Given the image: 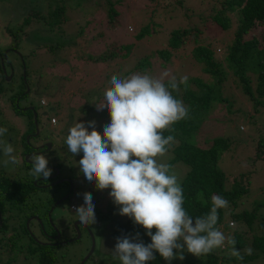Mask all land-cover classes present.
<instances>
[{
  "label": "rangeland",
  "instance_id": "374dc122",
  "mask_svg": "<svg viewBox=\"0 0 264 264\" xmlns=\"http://www.w3.org/2000/svg\"><path fill=\"white\" fill-rule=\"evenodd\" d=\"M58 1L0 0V61L1 58H6L17 67L14 76L7 73L0 78V127L8 129L2 139L14 146L15 154L20 159L19 164H9L8 167L0 164V178L10 183H19L25 177L30 178L31 175L26 168H31L28 167L31 157L43 154L49 161L48 165L54 164L59 168L60 176H71L76 182L80 178L84 180L83 183H86L89 189L87 193H91L93 197L97 218L103 212H108L110 205L114 202L109 195L110 189L97 190L94 183L89 184L82 174L78 175V161L83 157V153L74 156L68 151L65 140L68 129L77 120L75 118L80 113L79 110L84 107L89 108V105L93 103L92 98H96V103L102 101L103 93L109 86L112 75L124 77L134 73H147L158 76L167 70L177 80L182 76L190 78L198 76L207 81L209 77L203 73V63L191 57L194 44L184 43L178 50L172 51V55L165 60L158 58L156 50L166 46L171 29L181 26L198 29L199 26H204V35L207 33V36H204L201 42L211 43L215 58L222 60L226 43L231 40L232 28L236 25L237 17L233 12H228L233 18V25L226 30H221L219 26L213 29L214 20L211 15L216 10L215 7H220L224 0H63L64 9L62 11L56 10L59 7ZM109 2L116 10L115 18L110 16ZM24 12H26L25 15ZM25 16L30 17V22L27 24ZM146 24L151 27L150 32L137 39L135 34L141 26ZM259 30L260 28L257 31ZM121 44L128 47L126 57L115 55L113 58L107 57L109 59L106 61L94 62V56L109 54L110 50ZM122 53L126 52L122 51ZM143 59L146 60L145 73L132 69L142 66ZM23 74L27 78V86L22 81ZM21 84H24L25 92L28 89V93L25 97L13 102L12 95L21 88ZM192 88L195 86L192 85ZM94 93H97V96ZM225 93L230 98L232 97V103L227 102L226 104L239 108V113L234 111L226 114V110L218 108H215L213 112L211 108L210 116L203 121L198 132L193 136L195 137L193 141L198 145L206 146V141L213 137L228 135L233 137L234 141L220 156L218 164L226 174L227 187L232 183L233 176H236L237 180L241 179L248 187L247 193L237 201L234 209L237 212L253 211L257 203L264 201V159L255 156L260 149L259 140L264 138V107L263 105L255 107L233 85L227 87ZM41 98L46 101L45 104L40 103ZM19 106L20 109H23V106L27 108L33 106L35 112H39L37 119L41 132L48 136L47 139L45 138L49 139L47 143L51 139L54 142L48 155L46 151L49 148L37 151L28 150L29 146L26 145V142H29L28 139L35 147L39 145V142L45 143V140L37 142L43 137L35 140V137L29 135L22 138V135L31 128L28 120V114H30L28 111L31 110L22 111L19 110ZM55 106L57 108H54ZM44 111L49 113V117H46L45 124H42ZM94 111L95 113L91 112L88 116L93 118L96 130L102 135L106 126L104 124L110 122V116L106 108L102 111L95 108ZM53 114L59 120L58 124L56 121V125L50 123V117ZM33 116L35 117V113ZM67 116H70L68 120H66ZM34 117H32L33 125ZM103 119L107 122L102 121ZM240 126L242 129H239ZM91 130L89 128V131ZM24 144L26 148L23 147ZM25 149L27 152L23 155L22 152ZM172 156V151L169 149L164 156L157 159L159 162L168 164ZM3 159L5 158L0 155V161ZM187 166L186 163L180 161L171 167V173L178 177L179 182ZM55 172H57L56 169ZM38 180L42 181V178ZM33 184L36 182L34 181ZM84 184H82L83 189L86 186ZM49 185H40L38 182L35 190L41 198L29 197L24 202L19 201L14 207L9 206L11 209L7 214L10 217L6 222L10 227L8 230L12 232L16 229L17 220L15 219L17 217L19 219L20 216L22 221L19 222L25 224L29 233H22L18 236L14 231L15 236L12 237L14 240L10 245L6 243L7 238L2 239L1 237L7 247L0 248L4 249L0 251V264H38L37 253L40 249L38 243H43L41 241L46 243L47 239L43 235V227L46 230L52 227L51 221L47 219V213L42 215L40 211L46 208L44 203L47 196H50L51 191L56 189V185ZM67 188H69L68 185L61 187V198L67 196ZM61 198L54 201L57 209L52 213V218L58 227L65 224V228L70 229L67 233L69 235L78 221L75 211H72L69 205L70 203H74L76 207L83 205L84 197L74 194L56 204ZM20 200H24L23 197ZM34 208L37 211L34 217L29 216L26 219ZM257 208L258 216L253 221V230L247 229L244 223L235 221L229 213L224 215L217 224V227L228 238H231L234 229L245 231L242 233H244L247 244L239 250L241 253L249 248L252 249L249 239L253 234L264 233V225L261 229L258 228V224L264 217V206ZM38 214L40 215L38 220L34 219ZM116 215H120L118 206ZM230 220H233L232 224ZM96 221L95 224L89 226L94 237L93 247L88 231L84 229V225L80 224L78 228L82 231L84 229L85 232L78 240L59 246L53 252L55 256L53 261H56L54 264H78L88 253L90 256L84 264H121L112 251L118 237L111 236L106 219H96ZM227 223H229V228L226 226ZM137 233H139V240L143 241L144 238L140 232L128 233L125 237H136ZM12 245L15 247H11ZM225 246L227 247L226 243L211 254L231 255V249ZM17 248L23 251L22 255L18 256L16 261L8 263L9 259L17 256L15 251ZM9 249L14 251L10 253ZM184 255V260L174 259L171 264H197L198 261L207 259L208 256L196 257L187 252ZM160 264H169V262L162 258ZM217 264H264V255L245 263L226 260Z\"/></svg>",
  "mask_w": 264,
  "mask_h": 264
},
{
  "label": "clouds",
  "instance_id": "9594fccd",
  "mask_svg": "<svg viewBox=\"0 0 264 264\" xmlns=\"http://www.w3.org/2000/svg\"><path fill=\"white\" fill-rule=\"evenodd\" d=\"M187 82V76L178 81L167 70L158 76L112 75L102 101L93 103L98 111L106 108L110 116L103 134L96 130L95 121L79 120L68 129V151L74 156L83 153L78 161L80 174L97 190L110 189L119 214L142 226L151 238V243L145 245L139 240V233L136 237H118L112 251L121 264H148L155 259V253L171 264L174 259L184 260L185 252L196 257L211 254L226 240L232 246L231 255L244 259L235 248L236 241L217 227L219 210L227 208L228 201L213 195L208 213L190 216L184 208L178 177L171 173L169 164L157 159L167 153L175 140L173 135L165 137L164 132L189 116L183 100L173 95L181 84L187 87ZM7 131L0 127V155L5 158L0 164L4 167L20 163L14 146L2 139ZM31 162L29 175L45 180L52 175L45 155H33ZM83 197L84 203L75 208V214L90 230L89 226L97 222L95 205L91 193L86 192ZM246 254L251 255L252 249H247Z\"/></svg>",
  "mask_w": 264,
  "mask_h": 264
},
{
  "label": "trees",
  "instance_id": "16d2710c",
  "mask_svg": "<svg viewBox=\"0 0 264 264\" xmlns=\"http://www.w3.org/2000/svg\"><path fill=\"white\" fill-rule=\"evenodd\" d=\"M63 0L58 1V9L62 11L64 9ZM152 1V0H151ZM180 2V1H179ZM109 10H111V15L115 18L116 10L113 9L111 3L109 2ZM63 7V8H62ZM214 13L211 15V18L214 20L213 29L216 26H219L221 30H226L233 25V18L228 12H233L237 17L236 25L232 28V37L229 42L226 43L225 55L222 60H217L214 55V49L212 48L211 43H202L201 39L204 36H207V33L204 35V26H199L198 29L190 28V26H181L175 29H171L168 34V40L165 47L156 50V55L159 59L165 60L172 55V51L178 50L180 46L184 43H192L194 44L191 49V57L199 62L203 63V73L206 74L209 78L207 81H204L201 77H188L187 87L185 85H180L179 92H173V95L177 99H182L185 106L189 109V116L184 120H180L174 123L171 126V129L164 132V136L173 135L175 140L174 143L169 148L172 151L173 158L168 162V164L172 167L177 162L186 163L187 169L180 179V184L183 188L184 192V208L188 212V214L192 217L203 216L208 213L211 208V197L213 195H218L223 197L228 201V207L219 210V220L218 223L222 220L224 215H231V218L235 219V221L244 223L249 230H253V221L256 216H258L257 207L264 206V201L256 204V208L252 211L244 210V211H236L234 209L237 206V201L247 193L248 187L241 180H237L233 176V181L230 186L227 187V177L222 169L219 167L220 156L226 151L230 144L234 141L233 137L228 136H217L211 138L207 142L206 146H201L196 144L193 137L200 128L201 124L204 120L210 116L209 111L211 108L214 112L215 108L220 110H226V114H230L234 111L239 113V108L230 106L226 104L227 102L232 103V97L225 93L227 87H231L232 85L239 89V93L241 92L247 99V101L252 102L255 107L262 106L264 107V0H224L220 7H215ZM26 12H24V15ZM27 24L30 22V17L25 16ZM28 20V21H27ZM58 22V21H57ZM60 22V21H59ZM60 25V24H59ZM149 24L141 26L138 32L135 34V37L141 38L144 37L145 34L150 32ZM260 28L259 32L257 31ZM109 51V54L106 55H96L93 57L94 62L106 61L109 58L115 57H126L128 53V47L124 45H116ZM122 51L126 52L125 54ZM106 56V57H105ZM109 57V58H107ZM142 66H138L137 68H132L134 70H138L141 73H145L146 70V60L143 59ZM12 62V61H11ZM8 64V63H7ZM9 65V64H8ZM12 66V65H10ZM9 67V66H7ZM10 68V67H9ZM7 69L6 73L11 72V69ZM5 67L0 63V78L4 77ZM16 65L12 67V70L15 74ZM129 72V71H128ZM128 72H125L128 74ZM21 79L24 84L27 86L28 81L24 74L21 76ZM179 81V80H178ZM22 82V83H23ZM21 84V88L16 91L14 95H12V100L15 102L18 98H22L26 96V93L23 92V86ZM192 85L195 88H192ZM102 89V87H100ZM99 88V89H100ZM23 92V94H21ZM97 96V93H94ZM95 96V97H96ZM232 96V95H231ZM94 97V95H93ZM45 104L46 101L41 98ZM93 103H96V98H92ZM90 104L89 108H82L79 110L80 113L76 116L77 119L75 122L79 120L81 122L87 123L88 121H93V118H89V113L94 112L96 106L94 104ZM54 108H57L56 106ZM25 109H30L28 111L30 114L28 120L31 124V128L27 130L22 138L29 133H33L35 127L33 125L32 117L34 113L38 114L39 112H35V108H27L23 107V109L19 110L24 111ZM66 112V110L64 111ZM85 114V116H84ZM84 117H81V116ZM37 116V117H38ZM53 114L50 117L55 119V123H51L56 125L59 122L58 118ZM49 117V113L47 115ZM250 117V115H248ZM70 116L66 117L68 120ZM103 119L102 121H104ZM106 121V120H105ZM74 122V123H75ZM107 122V121H106ZM110 122L105 123L104 125L109 124ZM39 132L41 131V127L38 125ZM242 129V126L239 127ZM44 135V133H42ZM41 135V134H40ZM24 140V139H22ZM52 146H54L53 139ZM26 145L29 146L28 150H34L31 148V142H26ZM26 145L24 144L23 147ZM46 146V145H45ZM51 146V147H52ZM258 149L255 153V156L259 159H264V138H260ZM257 147V148H258ZM43 148V147H42ZM39 148V149H42ZM51 149L46 151V155L50 152ZM27 152L25 149L23 154ZM32 163V162H31ZM28 167H32V165ZM54 164L48 165L51 169ZM28 173L31 168H26ZM59 170V168H57ZM80 175V172H78ZM79 177V176H78ZM70 181L65 183V186L68 185L69 188L66 189L68 193L66 199L71 197L74 194H79L82 196L84 193L89 192L88 185L84 182V180L77 179L78 181H74L71 176H68ZM44 179V178H43ZM48 179V178H47ZM36 184H33V182ZM47 181V180H46ZM40 182L38 179L31 177H25L23 181L19 183H10L8 180L0 178V248L7 247L5 244H12V237L15 236L14 231H16V235L20 236L22 233H29L25 224H22L21 217L19 216L15 219L17 220L16 229L14 231H9V225L6 223L9 220V214H7L11 208L14 207L19 201L24 202L28 199V193L35 188ZM85 189H83V185ZM63 185V184H62ZM226 186V187H225ZM59 190L51 191L50 196H47L45 207L48 209L50 205H52L54 211H56L57 206H55L54 201L60 199L62 197V192ZM65 192V193H66ZM98 194L97 192H94ZM23 197L24 200H20ZM62 199V198H61ZM74 206L77 208L74 203H70L69 207L72 211H75ZM48 211V210H47ZM117 206L114 204L110 205L108 212L105 214H100L99 219H114L111 222L110 234L111 236L117 237H125L128 233L140 232L143 236V243L145 245L151 243V238L147 235V230H145L142 226L136 225L131 218L128 216H122L113 218L112 216L116 215ZM49 212V211H48ZM48 212H45L48 213ZM52 212V213H53ZM8 215V219H6ZM29 216V215H28ZM57 216V214H56ZM58 217V216H57ZM53 220V219H52ZM230 222V221H229ZM233 222V220H232ZM54 223V221H53ZM226 224L229 228L230 226ZM264 225V217L261 222L258 224V228L261 229V226ZM234 229V228H233ZM153 234L155 233V229L152 230ZM242 232L240 230H235L232 232L231 238L236 241L235 248L241 250L247 244ZM3 237L9 240H6V243L2 241ZM250 244L252 246V254L248 255L246 252H242L241 254L244 256V259L238 260L236 257L232 255H224L219 256L218 254H208L207 259H202L198 261L197 264H217L220 261H231L235 260V262H248L254 260L260 255H264V233L262 234H253L249 239ZM226 248H232L230 244L227 243L226 240ZM39 252L37 253L38 264H51L53 260H55V256L53 255V251L45 248V245L40 244ZM11 247H15L12 245ZM4 249H0L2 251ZM14 251V250H13ZM12 250L9 249V252L12 253ZM17 252V256H13L8 260V263L11 261H16L18 256L22 255V250L19 248L15 249ZM31 251V249H30ZM162 257L159 253H155V259L149 261L148 264H160Z\"/></svg>",
  "mask_w": 264,
  "mask_h": 264
},
{
  "label": "flooded vegetation",
  "instance_id": "af4514ba",
  "mask_svg": "<svg viewBox=\"0 0 264 264\" xmlns=\"http://www.w3.org/2000/svg\"><path fill=\"white\" fill-rule=\"evenodd\" d=\"M0 55H1V53H0ZM6 58H1V61H0V63H1V65H3L6 69H5V72H7L6 70L9 68V69H12V67H14V64L10 61V60H5ZM9 65H8V64ZM10 65H12V66H10ZM7 66H9V67H7ZM7 74V73H6ZM6 74H4V76L6 75ZM14 76V75H13ZM23 92H25V91H23ZM23 92H21V94H23ZM26 93V92H25ZM24 97V96H23ZM22 97V98H23ZM22 107V106H21ZM23 107H27V106H23ZM30 107H33V106H30ZM29 107V108H30ZM33 108H35V107H33ZM44 113V112H43ZM37 116H38V114H37ZM42 116H43V114H42ZM46 117H47V115H45V116H43L42 117V124H45V119H46ZM34 120H35V118H34ZM37 123V125H39V123H38V119H37V117H36V121H35V123H34V127H35V130H34V132L33 133H29L28 135L31 137V136H33V137H35V140H37V139H40L41 137H43V139H40V140H37V142H39V141H42V140H45L44 142L45 143H47V141L49 140H46L47 138H48V136H46V135H43L42 134V132L40 131L37 135H36V133H37V128H36V124ZM41 134V135H40ZM27 136V135H26ZM46 138V139H45ZM28 141L30 142V139H28ZM36 142V143H37ZM51 144H52V140H50L49 141ZM41 143L42 142H39V145H41ZM39 145H37L38 147L37 148H34L35 146L34 145H31V148H33L34 149V151H37V150H43L44 148H46V146L44 145L43 146V148L41 147V146H39ZM52 146V145H51ZM51 146H50V148L49 149H51ZM39 148H42V149H39ZM23 155H25V154H23ZM52 175L47 179V181L45 180V179H43V177H42V181H40L39 183H40V185H44L45 184V186L46 185H49V184H51V185H49V186H54V185H56L55 187H56V189L55 190H59L63 185H65V183L66 182H68V181H70V179L68 178V176H60L61 174H60V170H58L57 169V167L54 165L52 168ZM55 169H56V171L57 172H55ZM55 175V176H54ZM63 184V185H62ZM59 185V186H58ZM52 191H54V190H52ZM29 197H36V198H41V195L40 196H38V194H37V191L36 190H32L31 192H29L28 193V198ZM39 208V207H38ZM38 210H40V208L38 209ZM49 212H48V211ZM41 211V214L42 215H46L45 214V212H48L47 213V219L48 220H50L51 221V225H52V227L50 226L49 228H48V230H46L44 227H43V235H45V237L47 238L46 240H45V242L46 243H52V244H54V243H60V244H62V243H66L67 241H69V242H71V241H75V240H78V239H74L75 237H76V230L75 229H73V230H71V233L68 235L67 233H68V231H70V229H66L65 228V224H63L62 226L61 225H59V227H58V225L54 222L53 223V221L54 220H52L53 218H52V212L54 211V209H53V207H52V205H50L49 206V208L48 209H46V208H44L43 210H40ZM35 212H37L36 211V208H34L33 209V212H31V215H29V216H32V217H34V215L36 214ZM28 215L26 216V219L29 217ZM39 214L37 215V217H35L34 219H36V220H38V218H39ZM32 217H31V220H32ZM30 220V221H31ZM78 220V219H77ZM78 225V227H80V224H77ZM82 225V224H81ZM85 228H87L88 226H84ZM55 228H57V231L60 233V236H59V238L58 239H56V240H54L53 239V237H54V235H56V231H55ZM84 228V229H85ZM72 229V228H71ZM84 229H83V231L80 229V228H78V230H80V232H81V236H82V234L85 232L84 231ZM86 230V229H85ZM74 239V240H73ZM51 242H50V241ZM44 242V241H43ZM41 244H44V243H41Z\"/></svg>",
  "mask_w": 264,
  "mask_h": 264
},
{
  "label": "water",
  "instance_id": "95a60500",
  "mask_svg": "<svg viewBox=\"0 0 264 264\" xmlns=\"http://www.w3.org/2000/svg\"><path fill=\"white\" fill-rule=\"evenodd\" d=\"M4 74H6V72H4ZM10 74H11V76H13L14 75V72H13V70L11 69V72H10ZM27 91H28V89H27ZM31 109L33 108V107H30ZM45 115H47V112L46 111H44V113H43V116H45ZM36 117H37V114L35 113V121H36ZM36 125V128H37V133H36V135L39 133V128H38V125H37V123L35 124ZM44 145H46V148H50V146H51V143L50 142H48V143H43V144H41L40 146L41 147H43ZM38 147V146H37ZM37 147H35V148H37ZM55 176V175H54ZM66 197H63L61 200H58L57 202H56V204H59L62 200H64ZM77 224H81L79 221H77L75 224H74V229L76 230V237L74 238V239H79L80 238V231L78 230V225ZM85 228V227H84ZM88 232H89V235H90V239L92 240V247H93V243H94V237H93V235H92V232L90 231V230H88L87 228H85ZM55 231H56V237H53L54 239H56V238H59V236H60V233L55 229ZM73 239V240H74ZM67 242H69V241H67ZM66 242V243H67ZM90 256V254L88 253V255L81 261V263L80 264H83L85 261H87V259H88V257Z\"/></svg>",
  "mask_w": 264,
  "mask_h": 264
},
{
  "label": "crops",
  "instance_id": "0c3cea01",
  "mask_svg": "<svg viewBox=\"0 0 264 264\" xmlns=\"http://www.w3.org/2000/svg\"><path fill=\"white\" fill-rule=\"evenodd\" d=\"M75 205V204H74ZM102 214H105L104 212L102 213ZM100 216V215H99ZM99 216L96 218V219H98V220H100L99 219ZM113 218H117V217H122V216H120V215H115V216H112ZM123 218V217H122ZM113 220L114 219H108L107 220V223H108V227L110 226L111 227V225L113 224H111V222H113ZM80 231V230H79ZM80 238H81V232H80ZM54 239V238H53ZM56 239H58V238H56ZM56 239H54V240H56ZM38 240V239H37ZM50 241V240H49ZM41 242H43V241H41ZM51 242V241H50ZM40 243V242H39ZM38 243V244H39ZM44 243V242H43ZM68 243V242H67ZM41 244V243H40ZM66 243L64 242V243H62V244H60V243H54V244H50V243H44V245H45V248L47 247V249H50V250H52L53 252H55V250H57L58 248H59V246H62V245H65ZM43 245V244H42ZM56 261H53L51 264H54ZM81 262H79L78 264H80ZM57 264H60V263H57ZM84 264V263H83Z\"/></svg>",
  "mask_w": 264,
  "mask_h": 264
},
{
  "label": "built area",
  "instance_id": "2783aa9c",
  "mask_svg": "<svg viewBox=\"0 0 264 264\" xmlns=\"http://www.w3.org/2000/svg\"><path fill=\"white\" fill-rule=\"evenodd\" d=\"M41 102L43 103V100H41ZM51 123H55V119L51 118ZM72 208H75L74 206H71ZM233 222L230 220V224H232Z\"/></svg>",
  "mask_w": 264,
  "mask_h": 264
}]
</instances>
